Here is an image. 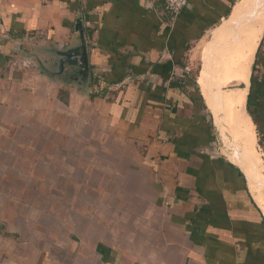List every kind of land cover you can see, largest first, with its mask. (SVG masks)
I'll use <instances>...</instances> for the list:
<instances>
[{
    "label": "crops",
    "instance_id": "crops-1",
    "mask_svg": "<svg viewBox=\"0 0 264 264\" xmlns=\"http://www.w3.org/2000/svg\"><path fill=\"white\" fill-rule=\"evenodd\" d=\"M260 1L188 0L172 16L166 0H0V139L11 140L31 120L67 111L87 125L101 121L99 132L89 125L85 137L102 139L96 153L110 164L96 180L65 179V173L63 179L16 178L37 189L16 200L10 189L16 179L1 177L0 185L10 188L0 194L6 199L0 200V264H264V213L238 163L242 151L236 150L234 162L217 152L203 94L206 88L216 108L208 111L217 113L231 142L235 113L221 99L244 90L238 116L249 135L256 126L264 138V22L246 81L232 78L228 67L238 53L239 20L259 16ZM79 22L87 45L86 82L74 67L58 66L54 54L80 43ZM192 52L203 65L196 79ZM79 103L89 108L75 110ZM25 136L33 141L39 134ZM109 138L118 140L117 147H110ZM27 147L22 150L33 153ZM3 163L10 173L17 169L13 160ZM80 164L85 176L93 174L88 162ZM63 181L96 186L95 197L72 194L75 224L64 231ZM40 197L54 199L47 204L52 209L39 207ZM47 215L54 236L48 246L44 233L50 229L37 224ZM64 233L72 245L65 263L49 257L62 249Z\"/></svg>",
    "mask_w": 264,
    "mask_h": 264
},
{
    "label": "rangeland",
    "instance_id": "rangeland-1",
    "mask_svg": "<svg viewBox=\"0 0 264 264\" xmlns=\"http://www.w3.org/2000/svg\"><path fill=\"white\" fill-rule=\"evenodd\" d=\"M186 61L188 63V59H186ZM189 64L192 69L190 74L193 79H196L197 77H199V74L203 66L201 62V57L199 59V57L195 55L194 52H192L190 54ZM80 103L74 104L72 107L75 110H80L81 108H84L86 110L89 108V106L85 107L84 105H81ZM207 108L211 112L210 108L209 107ZM208 110H207L206 115L208 119L210 120V122L212 123V131H213L214 143H215L214 146L217 149V152L225 156L226 158H229V160H232V158L234 157L236 158L235 145H233L230 142L229 137H227L225 133L222 131V128L219 125V123L216 121V118L213 120L212 118L213 114L211 115L212 112L210 113ZM66 113L68 112L67 111L65 113L62 112L58 116L52 115L51 118L48 117L46 121L43 120L44 117H40L38 118V120H31L30 127L24 130L20 129L16 131V133H14L15 136H13L11 140L0 139V151L1 149H3V151L0 152V160L6 161V162L13 160L15 161L14 167H17V169H14L10 173V166L8 163H3L2 165H0V179L1 177L3 178L11 177L15 179L16 178L24 179L27 177H31L32 179L34 178L39 179V177H43L46 179H58V177H61L63 179V174L65 173V176H66L65 179H68L67 177L73 176L75 177V180L83 179L82 177H89V179L96 180L99 177H101V171H103L104 173L109 172L107 169L100 170L102 166L105 168H110L109 163L103 162V161L107 162L108 159H105L100 152L96 153V151H99L101 147L103 146L102 139L85 137V134L88 133L86 129H88V126L92 124H93L94 129H97L95 133H98L101 127L103 126L101 121L97 123L94 120L95 121L94 123H89V125H87L85 124L83 120H80L79 117H78V120H71ZM32 130L38 132L39 134V136L34 138L33 141L31 140V137L30 139H28L25 136V134L29 132L32 133ZM253 130H254L253 136H254V141H255L254 142L255 148L253 151H254V156H255L254 157L255 164H256L255 166H257V167L254 166V168L256 169V172H257L258 183L259 182L262 183L264 182V138H262L261 135L258 133L256 126H254ZM59 133L61 135H64L63 138L57 137ZM109 145L110 147H117L118 140L116 138H111L109 141ZM8 146L13 147V149L16 150L17 152L15 151V153L13 154H10V151L9 153H7V151L5 152V149ZM27 146L33 147L34 149L33 153H31V150H32L31 148L30 150H27V149L22 150L23 147H27ZM46 150H48L47 153H46ZM110 157H113V156L111 155ZM115 160L116 159H114V163H115ZM17 162L20 164L23 162L24 165L21 164L20 166V164H18ZM81 162H88L89 163L88 168L93 170V174H89L88 176H85V173H86L85 171L80 172ZM112 162L113 161L111 159L110 160L111 168L115 165ZM18 166L20 168H18ZM21 167H24V168H21ZM38 169H41L40 171L41 173H36V170ZM16 180H14L15 185L12 188H10L9 186L5 187V185H0V194H2L3 196L6 192L5 191L6 188L13 189L14 198L16 200V198H18V196L21 195V192L24 193L26 191L27 192L29 191L30 195H33L34 192L37 191V189L35 190L33 185L27 186V184L26 185L23 184L22 180H17V181ZM52 181L54 182V180ZM60 187L62 189V194H61L62 197L60 198L61 199L60 202H61V211L63 215V217L61 218V221L63 224V231H64L65 229L68 230L69 225L71 226L75 224V219H73L74 217L73 218L71 217L72 213L69 212V205L71 204L70 199L72 198V194L74 192L78 194L88 192L92 197H95L94 190L96 186L95 187L76 186V185L71 186L68 181L66 182L63 181V184ZM110 187L115 188V187L109 186V188ZM48 188H51V187H48ZM48 188L46 186V192H48L47 190ZM260 192H261L260 194L261 198L264 199V186L261 188ZM32 198L33 197H30V200ZM92 199L95 200V198H92ZM0 200L3 202L4 201L6 202V199H4L3 197H0ZM38 200L40 204L39 207L41 208L47 207L49 209H52V206L50 205L47 206V204L53 202L54 199L52 198L45 199L43 197L42 198L40 197ZM117 211L118 209L113 211V213L115 214L117 213ZM37 217H38V214H36L35 216L31 215V218H30L31 227L32 225L33 226L36 225L35 220ZM112 219L114 220V218ZM51 220H52L51 217L47 215V216H44V218L41 220L38 219V222H37L38 226L41 227V225L45 224L46 226L45 228L50 229V231L44 233L45 234L44 242L46 246L53 243L52 239L54 236H52L53 234H50L53 232V223ZM33 233H34V230L31 228V234ZM78 235H81V233ZM67 237L68 235L64 233L62 241H61L62 249L60 248L53 249L51 252L54 255L51 254L50 256L48 254L49 257H51V259L52 258L58 259L61 257V259H63V263H65V260L67 259L68 254L71 253L70 247L72 246L69 244Z\"/></svg>",
    "mask_w": 264,
    "mask_h": 264
},
{
    "label": "bare ground",
    "instance_id": "bare-ground-1",
    "mask_svg": "<svg viewBox=\"0 0 264 264\" xmlns=\"http://www.w3.org/2000/svg\"><path fill=\"white\" fill-rule=\"evenodd\" d=\"M260 2L263 4V6H262L263 11L259 16L253 17L252 20L251 19L239 20V36H238L239 39H238V49H237L238 53L235 55V58H232L230 60V62H229L230 65H228V67L230 69H234V72L232 73V78H236L238 82H241V81L244 82V81H246V75L248 77L247 66H249L248 64L251 60L252 53H253L254 48L257 44L256 41L258 40V36H259L260 31H261V27L263 25V22H264V0H261ZM240 8H242V7H240ZM231 82H232V80H231ZM230 84H232V83H230ZM205 89H203L205 92L204 93L202 92V93L206 95V98H207L208 103H209L208 106L210 108L216 110L215 104L213 105V103L210 102L211 98L208 96V92ZM244 95H245V91L243 90V91L237 92V94H234L232 96L223 97L221 99V101L226 102L227 106L230 108V110L233 113H235L234 120L236 122V127H235V129L233 128L232 131L230 130L231 142L233 145H235L236 150L238 152H240L239 150L242 151L241 153H238V156L241 155V161L238 160V163L244 169L245 174H246L247 179H248L249 186H250V191L252 192V194H253L254 198L256 199L258 205L260 206L262 212L264 213V199H262L260 196V194H261L260 190L264 186V182L258 183L257 172H256V169L254 168V166L256 165L255 164V158H254L255 157L254 151H253L254 150V138H253L254 134L249 135L250 132L246 131L245 127L243 126V124L241 122V118L238 116L239 111H241V108L243 106ZM209 98H210V100H209ZM206 103H207V101H206ZM214 113H213V115H214ZM215 114L217 116V113H215ZM216 116L214 115L213 117H216ZM218 117L219 116H217L216 119ZM218 120H219V118H218ZM224 125H225V121H224ZM235 161L237 162L236 159H235ZM255 167H257V166H255ZM262 184H263V186H262Z\"/></svg>",
    "mask_w": 264,
    "mask_h": 264
},
{
    "label": "water",
    "instance_id": "water-1",
    "mask_svg": "<svg viewBox=\"0 0 264 264\" xmlns=\"http://www.w3.org/2000/svg\"><path fill=\"white\" fill-rule=\"evenodd\" d=\"M79 33L80 43L74 47L65 50H55L54 54L57 57L56 64L63 68L64 66L74 67L75 72L81 76V80L86 82L88 78V58L87 45L83 35L82 25L79 22L76 26Z\"/></svg>",
    "mask_w": 264,
    "mask_h": 264
},
{
    "label": "built area",
    "instance_id": "built-area-1",
    "mask_svg": "<svg viewBox=\"0 0 264 264\" xmlns=\"http://www.w3.org/2000/svg\"><path fill=\"white\" fill-rule=\"evenodd\" d=\"M188 0H166V10L172 16H177L187 6Z\"/></svg>",
    "mask_w": 264,
    "mask_h": 264
},
{
    "label": "trees",
    "instance_id": "trees-1",
    "mask_svg": "<svg viewBox=\"0 0 264 264\" xmlns=\"http://www.w3.org/2000/svg\"><path fill=\"white\" fill-rule=\"evenodd\" d=\"M252 85H251V88H250V93L247 97V112L250 114V116L252 117V115L254 116V113L253 111L251 110V107L254 105V103L256 102L255 101V95H254V92H253V89L255 88V81L252 80L251 81ZM254 119V118H253ZM255 120V119H254ZM253 120V121H254Z\"/></svg>",
    "mask_w": 264,
    "mask_h": 264
},
{
    "label": "flooded vegetation",
    "instance_id": "flooded-vegetation-1",
    "mask_svg": "<svg viewBox=\"0 0 264 264\" xmlns=\"http://www.w3.org/2000/svg\"><path fill=\"white\" fill-rule=\"evenodd\" d=\"M58 72H59V71H58ZM56 74L59 75L60 73H57V72H56Z\"/></svg>",
    "mask_w": 264,
    "mask_h": 264
}]
</instances>
